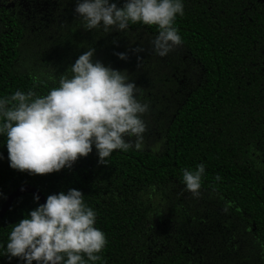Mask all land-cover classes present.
<instances>
[{
  "label": "trees",
  "instance_id": "1",
  "mask_svg": "<svg viewBox=\"0 0 264 264\" xmlns=\"http://www.w3.org/2000/svg\"><path fill=\"white\" fill-rule=\"evenodd\" d=\"M20 3L0 0V96L29 88L46 94L56 86L47 76L71 75L69 66L81 54L79 44L63 37L78 36L75 0ZM183 7L175 20L182 43L160 56L165 73L155 80L166 93L148 81L146 59L136 67L123 51L122 62L137 72L132 81L139 98L149 104L144 149L113 150L101 164L93 148L71 168L29 175L8 166L0 135V208L22 186L45 198L75 188L106 237L95 264H264V164L255 155L264 136V3L183 0ZM156 34L154 25L139 23L113 32L101 42L113 60L105 65L113 68L130 35L151 42ZM198 163L205 172L193 196L181 169ZM38 203L23 195L0 221V264H18L3 256L2 245L12 224Z\"/></svg>",
  "mask_w": 264,
  "mask_h": 264
},
{
  "label": "clouds",
  "instance_id": "2",
  "mask_svg": "<svg viewBox=\"0 0 264 264\" xmlns=\"http://www.w3.org/2000/svg\"><path fill=\"white\" fill-rule=\"evenodd\" d=\"M73 11L85 30L154 25L157 34L151 45L158 56L182 43L175 20L184 14L183 0H122L120 6L116 0H75ZM94 52L83 51L69 66L71 75L47 76L56 86L46 94L29 88L0 96V135L5 137L10 168L48 174L71 168L93 148L101 164H107L113 150L144 149L143 116L149 104L141 101L140 89L126 70L94 60ZM115 55L127 59L124 52ZM204 172L203 163L181 169L184 189L193 196L199 195ZM32 199L36 202L39 196L33 193ZM95 219V210L78 189L49 194L12 224L3 256L17 258L18 264H95L107 243L104 232L94 227Z\"/></svg>",
  "mask_w": 264,
  "mask_h": 264
},
{
  "label": "rangeland",
  "instance_id": "3",
  "mask_svg": "<svg viewBox=\"0 0 264 264\" xmlns=\"http://www.w3.org/2000/svg\"><path fill=\"white\" fill-rule=\"evenodd\" d=\"M73 18H77L78 16L74 14H72ZM72 26V24L70 25H66L64 28L65 30H68L70 27ZM77 29L79 30L78 32V36H73L70 37L68 32H64L63 33V37L65 40H71L73 42H76L77 44H79V49L80 52L82 53L83 51H86L88 48H94L95 52H94V56L93 59H99L102 63L104 64H109V65H113V60L111 58L106 57L105 53H103V49L101 48V42L106 39V41L110 38V35L113 32H117L118 31L113 29H110L108 32L103 31L102 29H92V30H85L82 26V23L78 24ZM80 33V34H79ZM100 34L103 35L102 38H100ZM36 35V33L34 34ZM43 34H40L39 36H42ZM103 39V40H102ZM37 40H33V44L30 47L29 51L32 52H36L38 51V47H37ZM128 43L127 44V48H122V50L120 52H123L124 50L127 51L130 55H133L132 60L134 61V65L136 67H139V63L137 58L139 57V61H141L143 58L144 60L146 59L149 62V65L147 68L145 69V74L146 77L148 79V81L150 82V84H152L154 86V91H159L160 88H162V84L157 85V83L155 82L156 79H158L159 74L165 73L164 69L162 68V63L160 61V56L156 55L155 52L153 51L151 42H149L147 39L145 40L144 38H137L134 37L132 35L129 36L128 39ZM137 49H142V51H136ZM57 55H54V57H56ZM127 56V55H126ZM71 60L67 61V64H69ZM114 69L117 70H126L127 73L130 75V79H138V77H136L137 72L134 73L133 69L130 68V66H128L127 64L122 62V59H117L115 65L113 66ZM160 72L158 75L157 73ZM194 75L196 74V72H193ZM144 74V73H143ZM145 74L143 76H145ZM164 93L167 92L166 88H162ZM159 95V94H158ZM173 100L169 98V100H164V102H172ZM150 145V143H148Z\"/></svg>",
  "mask_w": 264,
  "mask_h": 264
},
{
  "label": "water",
  "instance_id": "4",
  "mask_svg": "<svg viewBox=\"0 0 264 264\" xmlns=\"http://www.w3.org/2000/svg\"><path fill=\"white\" fill-rule=\"evenodd\" d=\"M23 189V190H21ZM33 193L37 194L39 196V203H43L45 200L44 195L34 186H22L16 189H13L10 191V193L6 196L5 201L1 205L0 208V221L5 217L6 213L11 209L13 203L15 200L23 195H33Z\"/></svg>",
  "mask_w": 264,
  "mask_h": 264
},
{
  "label": "flooded vegetation",
  "instance_id": "5",
  "mask_svg": "<svg viewBox=\"0 0 264 264\" xmlns=\"http://www.w3.org/2000/svg\"><path fill=\"white\" fill-rule=\"evenodd\" d=\"M9 2H11L12 0H8ZM16 1V3L17 4H19V5H22L23 3H20L22 0H15ZM24 1H26L27 3V5L29 6V5H31L32 3H33V0H24ZM258 1H261V3H264V0H258ZM32 5H34V4H32ZM263 54H264V52H263ZM263 66H264V59H263ZM197 67V66H196ZM257 146H258V151L256 152V157L258 158V159H260V161L264 164V136H263V141H262V145L261 144H258L257 143Z\"/></svg>",
  "mask_w": 264,
  "mask_h": 264
}]
</instances>
